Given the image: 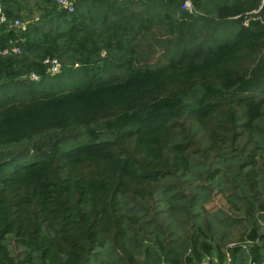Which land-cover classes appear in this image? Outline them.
Returning a JSON list of instances; mask_svg holds the SVG:
<instances>
[{"label": "trees", "instance_id": "16d2710c", "mask_svg": "<svg viewBox=\"0 0 264 264\" xmlns=\"http://www.w3.org/2000/svg\"><path fill=\"white\" fill-rule=\"evenodd\" d=\"M43 2L0 0V264H264V0Z\"/></svg>", "mask_w": 264, "mask_h": 264}, {"label": "built area", "instance_id": "2783aa9c", "mask_svg": "<svg viewBox=\"0 0 264 264\" xmlns=\"http://www.w3.org/2000/svg\"><path fill=\"white\" fill-rule=\"evenodd\" d=\"M52 1L55 2L56 5L61 10H63V11L65 10V11H68L69 13H73L76 10L77 4L82 2L83 0H52ZM114 1L122 2V1H141V0H114ZM183 8L184 9H188V10L191 11L192 10L191 2L187 1L184 4ZM257 12L245 15L244 20H243V25L248 27L250 22L252 20H255V18L253 16L256 15ZM0 16H1L0 17V22L1 23H6V17L3 14L1 4H0ZM13 22L14 23L11 25V28H14V29H17V30H21V31H26L27 26H28L27 22H22L19 19H16ZM20 52H21V49L18 46H14L12 48H7V49H4V50L0 51V53L2 55H4V56H7L8 54H12V53L19 54ZM44 64L48 65V72L50 74H59L62 71V65H61L60 61L57 58L48 57V58H46ZM29 78L31 80H39L38 75L35 74V73H31L29 75Z\"/></svg>", "mask_w": 264, "mask_h": 264}, {"label": "rangeland", "instance_id": "374dc122", "mask_svg": "<svg viewBox=\"0 0 264 264\" xmlns=\"http://www.w3.org/2000/svg\"><path fill=\"white\" fill-rule=\"evenodd\" d=\"M46 6L50 7L49 5L44 4L43 0H25L23 19L25 20V22L28 23L34 19L39 18L45 12ZM253 17L257 18V16ZM59 86L55 85V88L58 89ZM212 199L210 204L211 206L214 205L220 209H225L230 212L229 206L226 204L225 200L221 197V195L213 194Z\"/></svg>", "mask_w": 264, "mask_h": 264}, {"label": "crops", "instance_id": "0c3cea01", "mask_svg": "<svg viewBox=\"0 0 264 264\" xmlns=\"http://www.w3.org/2000/svg\"><path fill=\"white\" fill-rule=\"evenodd\" d=\"M106 55V53L104 52V54H102V57H104Z\"/></svg>", "mask_w": 264, "mask_h": 264}]
</instances>
